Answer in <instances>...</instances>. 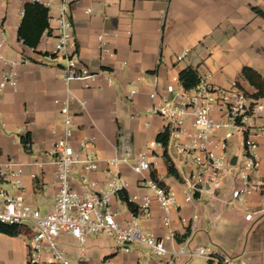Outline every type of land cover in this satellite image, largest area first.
Returning a JSON list of instances; mask_svg holds the SVG:
<instances>
[{
  "label": "crops",
  "instance_id": "obj_1",
  "mask_svg": "<svg viewBox=\"0 0 264 264\" xmlns=\"http://www.w3.org/2000/svg\"><path fill=\"white\" fill-rule=\"evenodd\" d=\"M27 1H40L50 8V31L44 32L36 50L18 37ZM64 2L69 6L80 64L94 72L112 73V83L105 74L66 80V61L44 54L52 52L57 43L55 17ZM252 6L264 9V0H0V41L5 39L1 50L16 62L11 65L0 60V81L11 68L17 78V85L0 88V162L14 159L24 168V190L14 193L40 211L53 210L58 188L57 166L52 162L54 144L64 130L60 108L70 100L72 144L79 148L82 141L89 140V151L99 159V168L90 177L107 184L108 163L127 155V141L131 148L128 161L116 168L125 182L123 190L130 198L138 196L136 204L153 195L132 167L145 152L151 162L149 173H155L154 178L181 205L171 211L176 239L168 244L189 239L191 246L210 250V255L183 258L175 264H264L260 253L264 251V136L256 138L261 162L257 192L235 199L232 191L239 182L227 174L229 190L225 183L217 190L205 185V190L186 202V186L169 173L164 152L167 149L183 178L186 171L181 155L169 137L166 147L157 141L158 133L165 130L164 120L147 115L154 85L160 90L169 83L179 85L180 72L187 67L196 68L200 75L210 73L216 84L229 86L237 81L248 93L254 91L242 78V69L251 66L264 73V17ZM180 54L184 55L179 60ZM132 88L138 92L130 99L127 94ZM27 132L32 138L30 151L21 141ZM231 141L236 151L232 155H241V137ZM75 186L82 189L77 181ZM112 207L119 212L120 221L132 217L119 193L112 196ZM150 210V216L137 211L138 223L156 236H164L163 209L153 199ZM27 229L18 235L0 232V264H29L32 229ZM93 236L81 243L63 231L59 243L73 264H140L139 249L117 250L109 239ZM42 257L47 259L49 254ZM146 264L169 263L157 257L147 259Z\"/></svg>",
  "mask_w": 264,
  "mask_h": 264
},
{
  "label": "built area",
  "instance_id": "obj_2",
  "mask_svg": "<svg viewBox=\"0 0 264 264\" xmlns=\"http://www.w3.org/2000/svg\"><path fill=\"white\" fill-rule=\"evenodd\" d=\"M57 43L48 52L52 59L63 58L66 80L89 79L105 74L109 83L114 81L112 73L91 71L78 60L73 22L69 16L67 2L62 5L57 17ZM103 36H100L102 41ZM5 39L0 41V60L15 65L7 59L1 48ZM103 45V43H102ZM103 47V46H102ZM103 51L107 49L103 48ZM184 54L177 56L182 59ZM7 84L17 85L16 72L7 70L0 81V88ZM138 89L132 88L127 94L132 99ZM152 105L147 110L149 116H160L169 131L172 146L181 155L184 167L189 175L182 180L186 186V202L193 200L194 194L205 190V185L217 190L225 183L227 174H232L239 184L233 189L235 199H243L257 192L260 183L256 176L260 170L257 136H264V98L251 97L237 81L222 86L211 81V74L200 75L193 88L182 83H169L160 90L154 85L150 92ZM64 120L63 134L55 140L52 162L57 166V191L55 206L47 214L27 203L22 195L24 168L14 159L0 162V220L9 224H18L32 229L30 241V262L32 264H73L58 238L63 231L69 232L81 243L88 236L103 234L114 237L119 246L117 250L131 251L129 244L138 243L151 247L154 254L169 264L193 256L210 255L204 246H191L190 240L173 243L176 234L171 227V211L180 207L173 192L161 185L149 172L151 162L143 152L133 169L140 174V181L150 187L153 195H146L143 202L136 204L138 196L129 197L136 204L137 211L143 210L145 216L151 215V202L154 199L163 209L164 236H156L145 230L137 219V212L125 221L118 219V211L112 207V196L119 193L125 182L116 168L128 161L131 148L126 140L127 155L109 161L106 173L110 175L107 184L90 177L89 173L99 168V159L89 151V140L82 141L79 148L72 144L74 135V113L70 100L64 101L60 108ZM241 137L243 153L232 164L233 155H228L230 141ZM43 165V163H40ZM35 176V174H34ZM82 189H77L75 182ZM197 215H194V219ZM251 213L246 214L250 219ZM185 221V218H183ZM49 254L47 259L42 256Z\"/></svg>",
  "mask_w": 264,
  "mask_h": 264
},
{
  "label": "trees",
  "instance_id": "obj_3",
  "mask_svg": "<svg viewBox=\"0 0 264 264\" xmlns=\"http://www.w3.org/2000/svg\"><path fill=\"white\" fill-rule=\"evenodd\" d=\"M252 9L258 15L264 17V9L257 6H252ZM49 13V6L40 1L25 2L22 20L18 27V37L26 46L36 50L44 32L46 30L50 31ZM44 54L47 55L48 52ZM242 78L254 88L253 92L248 93L251 97L255 99L264 98V73L259 72L251 66H244L242 69ZM179 79L186 88L190 89L198 84L200 74L196 68L187 67L180 72ZM168 137L169 131L166 129L158 133L157 141L161 142L166 147L168 144ZM21 141L24 148L30 151L32 142L31 133L27 132L21 135ZM164 157L167 162L169 173L181 180L182 177L169 156L167 149L164 152ZM152 176L155 177V173H153ZM119 196L127 202L132 211L137 212L136 204L129 200V196L125 190L122 189L119 191ZM25 227L24 225L9 224L0 220V232L9 235H18L22 232H28V227ZM29 264L32 263L29 261Z\"/></svg>",
  "mask_w": 264,
  "mask_h": 264
},
{
  "label": "rangeland",
  "instance_id": "obj_4",
  "mask_svg": "<svg viewBox=\"0 0 264 264\" xmlns=\"http://www.w3.org/2000/svg\"><path fill=\"white\" fill-rule=\"evenodd\" d=\"M235 152H236L235 151V146H234V144L231 141V144L229 145L227 153H228V155H232ZM185 171H186V175H189V171L186 168H185ZM225 184H226L225 188L229 190L231 188V180H229V178L228 179L225 178ZM201 202L203 203L204 201L201 200ZM241 207H243V206L241 205ZM41 212L43 214H47L48 213L46 210H42ZM97 237L104 238L105 240L109 239V243H110L111 246H114L116 248L119 246L118 242L116 241V239L113 236L110 237V238L108 236H106V235L104 236L102 234H99L98 236L97 235L93 236L94 239H98ZM58 241H59V238H58ZM109 243L106 242L107 245H109ZM129 247L131 248L132 251H134L136 249H139V251H137V254L140 257V264H146L147 259H149V258H157L158 257L156 254L153 253L151 247H149V246H146V245H143V244H138V243L135 242V243L129 244ZM260 253L262 254V256H264V251H262ZM194 260H192V261H194Z\"/></svg>",
  "mask_w": 264,
  "mask_h": 264
},
{
  "label": "water",
  "instance_id": "obj_5",
  "mask_svg": "<svg viewBox=\"0 0 264 264\" xmlns=\"http://www.w3.org/2000/svg\"><path fill=\"white\" fill-rule=\"evenodd\" d=\"M236 161H237V156H233V158L231 160V163L232 164H236Z\"/></svg>",
  "mask_w": 264,
  "mask_h": 264
}]
</instances>
